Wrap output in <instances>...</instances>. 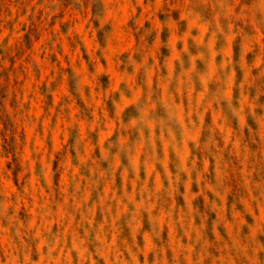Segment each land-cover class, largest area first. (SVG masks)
Returning <instances> with one entry per match:
<instances>
[{
  "label": "clouds",
  "instance_id": "1",
  "mask_svg": "<svg viewBox=\"0 0 264 264\" xmlns=\"http://www.w3.org/2000/svg\"><path fill=\"white\" fill-rule=\"evenodd\" d=\"M0 264H264V0H0Z\"/></svg>",
  "mask_w": 264,
  "mask_h": 264
}]
</instances>
